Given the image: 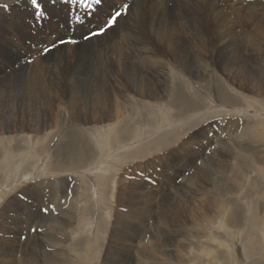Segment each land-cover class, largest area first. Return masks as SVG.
Returning <instances> with one entry per match:
<instances>
[{
	"label": "rangeland",
	"instance_id": "obj_1",
	"mask_svg": "<svg viewBox=\"0 0 264 264\" xmlns=\"http://www.w3.org/2000/svg\"><path fill=\"white\" fill-rule=\"evenodd\" d=\"M38 2L41 16L0 0V264H264V26H227L220 43L186 34L181 65L164 43L141 50V14L105 27L113 10L101 4L87 24L80 0ZM109 28L126 34L108 40ZM27 37H42L39 50ZM228 58L244 71L225 69Z\"/></svg>",
	"mask_w": 264,
	"mask_h": 264
},
{
	"label": "bare ground",
	"instance_id": "obj_2",
	"mask_svg": "<svg viewBox=\"0 0 264 264\" xmlns=\"http://www.w3.org/2000/svg\"><path fill=\"white\" fill-rule=\"evenodd\" d=\"M29 1V0H28ZM49 1V0H48ZM135 1V0H134ZM134 1L132 2H129L126 1L122 4H120V0H102V3L101 5L103 7H108V9H112L113 11L115 10H119V9H123L125 4L128 5L127 9L122 13V15L120 17L117 18L116 22L119 23V24H136V17H138L139 14L142 15V22L140 21L139 17L137 19V21H139L138 24H140L137 28H136V31H135V34L136 35V38H137V43L141 44L140 45V48L141 50L143 51H147V43H155V44H162L164 43V45H166L167 47V50L169 51V53H171L172 56L175 57V60L181 64V65H184L185 64V58L181 57V53H180V48L181 47H184L183 45L184 44H187L186 43V34L188 35V37H191L192 41L194 42V45L196 44H199L200 42V39L201 37H205L206 34L209 33V35H211L213 32L216 34L217 38L215 39L216 41H224V37L226 36L227 34V31L228 30H225L227 28V26H234V25H243L245 24L244 22L245 21H250V20H253L255 21L256 23H258V25H262L264 26V0H224V3L229 5L231 8H227V7H224L223 4L219 1V0H154V1H147L145 2L144 0H140L141 3H134ZM41 2V1H40ZM71 2V0H70ZM123 2V1H122ZM130 3L132 4L131 7L129 6ZM89 4L91 5H96L95 3H93V0H90L89 1ZM22 5V4H21ZM24 5V4H23ZM44 5V4H43ZM73 6V5H72ZM93 6V7H94ZM99 6V5H97ZM101 6V7H102ZM228 6V7H229ZM20 7V6H19ZM102 7V8H103ZM117 7H119V9H117ZM18 8V7H17ZM16 8V9H17ZM25 8V7H24ZM69 9V7H67ZM81 8V7H80ZM100 8V9H102ZM19 9V8H18ZM20 9H23V8H20ZM41 9V8H40ZM74 9V8H73ZM106 9V10H108ZM233 9V12L231 10ZM24 10V9H23ZM22 10V11H23ZM34 10V9H33ZM43 10V9H42ZM91 7H88V13H87V16L84 15L83 18H82V22H85V23H89L90 19H89V16L91 14ZM98 10V9H97ZM105 10V9H104ZM11 11H15V10H11ZM10 11V12H11ZM45 11V9H44ZM61 11V10H59ZM83 11V10H82ZM111 11V10H110ZM9 12V11H8ZM21 12V11H20ZM25 12V11H24ZM27 12V11H26ZM95 12V11H94ZM107 12V11H106ZM22 13V12H21ZM47 13V11H45V14ZM61 13H64V12H61ZM27 13H25L26 15ZM59 13L58 12H54V10H52L50 12V17L51 19L53 20V22H55V27L59 30V29H62L61 26L57 25V21L56 18H57V15ZM80 14V13H79ZM7 15H11V14H7ZM24 15V13L22 14ZM24 15V16H25ZM29 15V14H28ZM48 15V14H47ZM60 15V14H59ZM97 16V14H94ZM250 15V16H249ZM16 16V15H15ZM27 16V15H26ZM95 16V17H96ZM249 16V17H248ZM11 17V16H10ZM17 17V16H16ZM20 17V16H18ZM34 17V16H33ZM98 17V16H97ZM100 17V16H99ZM12 18V17H11ZM30 18H32V16H30ZM47 18V17H46ZM49 18V17H48ZM91 18V17H90ZM103 18V17H101ZM13 19V18H12ZM18 19V18H17ZM23 18H21L22 20ZM26 19V18H24ZM43 19V18H42ZM45 19V18H44ZM93 19V18H92ZM100 19V18H99ZM16 19H14L15 21ZM20 20V19H19ZM31 20V19H30ZM101 20V19H100ZM103 20V19H102ZM17 21V20H16ZM40 21V20H39ZM48 21V20H47ZM68 21V20H67ZM107 21V20H106ZM24 22V21H23ZM37 22V21H36ZM52 22V23H53ZM61 24H66V21L65 19L63 21H59ZM102 22V21H101ZM104 22V20H103ZM121 22V23H120ZM251 22V21H250ZM254 22V23H255ZM2 23V22H1ZM10 23V21H9ZM22 22H20V25H21ZM28 23V22H27ZM75 23V22H74ZM78 23V22H77ZM94 23V22H93ZM96 23V22H95ZM178 23V25L176 26L175 24ZM24 24V23H23ZM119 24L118 26L115 25V27H117V30L119 29ZM34 25V24H33ZM32 25V26H33ZM38 25V24H37ZM35 26V27H38V26ZM11 25H9L8 27H10ZM23 26V25H21ZM28 26V25H27ZM68 26V25H67ZM149 26V27H148ZM254 26V25H253ZM256 26V25H255ZM66 27V26H65ZM69 27V26H68ZM89 27V25H88ZM113 27V26H112ZM132 27V26H130ZM248 27V26H247ZM28 28V27H27ZM45 28V27H43ZM42 28V29H43ZM233 28V27H232ZM231 28V29H232ZM262 28V27H261ZM3 29V28H2ZM12 29H14L12 27ZM16 29V28H15ZM14 29V30H15ZM33 29V28H31ZM48 29V28H47ZM70 29V28H69ZM111 29V32L110 30L106 31L108 33V40H112L113 41V37H116V38H119L118 35L123 36L124 34H126V30L124 29H120L119 30V33L117 31V33L114 35H112V33L114 34L115 33V30H112V28H109ZM114 29V28H113ZM254 29V28H253ZM6 30V29H5ZM68 30V29H67ZM80 27L79 26H73L71 27V30L70 32L72 31L74 33V36L71 37V38H83V36L80 34ZM84 30V29H83ZM237 30V29H236ZM245 30V29H244ZM249 30V29H248ZM251 30V29H250ZM11 31V30H10ZM16 31V30H15ZM14 31V32H15ZM35 31V30H34ZM46 31V30H45ZM232 31V30H231ZM242 31V30H241ZM258 31V30H257ZM1 32V31H0ZM9 32V31H8ZM24 32V31H23ZM32 32V31H31ZM41 32V31H40ZM67 32V31H66ZM247 32V31H246ZM253 32V31H252ZM4 33V32H3ZM6 33V32H5ZM11 33V32H10ZM13 33V32H12ZM20 33V32H19ZM43 33V32H42ZM50 33V32H49ZM104 33V32H103ZM231 33V32H229ZM17 34V32L15 33ZM23 34V33H22ZM38 33H36L37 35ZM45 34V33H43ZM42 34V35H43ZM52 34V33H51ZM64 34V33H63ZM61 34V35H63ZM129 34V33H127ZM251 34V33H250ZM1 35V34H0ZM10 35V34H9ZM21 35V34H20ZM28 35V34H26ZM40 35V34H39ZM40 35V36H42ZM69 35V34H68ZM107 35V34H106ZM3 36V35H2ZM7 36V35H6ZM5 36V37H6ZM14 36V35H13ZM25 36V35H24ZM44 36V35H43ZM49 36V35H47ZM66 36V35H65ZM214 36V35H213ZM232 36V35H231ZM235 36V35H234ZM263 36V35H262ZM26 37V36H25ZM33 37V36H32ZM39 37V36H38ZM52 37V36H51ZM85 37V36H84ZM125 37V36H124ZM264 37V36H263ZM4 38V36H3ZM23 38V36L21 37ZM36 40H37V37H34ZM41 39L38 40V41H30L29 37H27V39L29 40V47L26 48V49H29L31 50L32 52H35L36 51V47L37 45H39L41 43V41L43 40L42 37H40ZM68 38V37H67ZM88 38V37H87ZM134 37H132L133 39ZM135 38V39H136ZM247 38V36H246ZM1 39V38H0ZM6 39V38H5ZM8 39V38H7ZM13 39V37H12ZM16 39V38H15ZM14 39V40H15ZM19 40H21L19 37H18ZM85 39V38H84ZM94 39H104V36H96L94 37ZM127 39V38H126ZM134 39V40H135ZM245 39V38H244ZM9 40V39H8ZM17 40V39H16ZM15 40V41H16ZM27 40V42H28ZM47 40V39H46ZM90 40V39H89ZM92 40V38H91ZM232 40V39H231ZM12 41V40H11ZM115 41V40H114ZM118 41V40H117ZM122 41V40H121ZM120 41V42H121ZM125 41V40H124ZM129 40H127L128 42ZM228 41V40H227ZM230 41V40H229ZM228 41V42H229ZM44 42V41H43ZM42 42V43H43ZM48 42H50V40H48ZM47 42V43H48ZM99 42V41H98ZM134 42V41H133ZM132 42V43H133ZM235 42V41H234ZM233 42V43H234ZM7 43V42H6ZM17 43V42H16ZM23 43V41H22ZM93 43V42H92ZM101 43V42H100ZM129 43V42H128ZM172 43H179V45H169V44H172ZM220 43V42H219ZM232 43V44H233ZM19 44V43H18ZM24 44V43H23ZM44 44V43H43ZM50 44V43H48ZM76 44V43H75ZM96 44V43H94ZM193 44V43H192ZM201 44V43H200ZM223 44V43H222ZM11 45V44H10ZM17 45V44H16ZM26 45V44H25ZM93 45V44H92ZM21 46V45H20ZM23 46V45H22ZM41 46V45H39ZM43 46H46L45 44ZM71 46V45H70ZM103 46V45H102ZM101 46V47H102ZM125 46V44H124ZM123 46V47H124ZM137 46V45H136ZM161 45H159L160 47ZM207 46V45H205ZM245 46V45H244ZM10 47V46H9ZM8 47V48H9ZM16 47V46H15ZM27 47V46H26ZM75 47V46H74ZM97 47V46H96ZM159 47H156L159 48ZM196 47L199 48V45H197ZM228 47V46H227ZM233 47V46H232ZM23 48V47H22ZM25 48V47H24ZM117 48V46H116ZM127 48V47H126ZM130 48V47H129ZM161 48V47H160ZM229 48V47H228ZM45 49V47H44ZM66 49V48H65ZM121 49V48H120ZM155 49V48H154ZM183 49V48H182ZM193 49V47H192ZM14 50V49H13ZM26 51V52H30V51ZM39 50V49H37ZM56 50V49H55ZM94 50V49H93ZM99 50V49H98ZM127 50V49H126ZM151 50V49H149ZM235 50V49H234ZM239 50V49H238ZM12 51V50H11ZM15 51V50H14ZM97 51V50H96ZM19 52V51H18ZM17 52V53H18ZM23 53L24 54H26ZM103 52V51H102ZM106 52V51H105ZM128 52V51H127ZM132 52V51H131ZM140 52V51H138ZM197 51H195L193 53L192 51V55H197L196 53ZM11 53V52H10ZM107 53V52H106ZM152 53V52H151ZM228 53V52H227ZM1 54V53H0ZM20 54H22L20 52ZM31 54V53H29ZM28 54V55H29ZM79 54V53H78ZM100 54V53H99ZM98 54V55H99ZM127 54V53H126ZM145 54V53H144ZM165 54V53H164ZM235 54H238L237 52ZM234 53L232 54L231 52V55H235ZM95 55V54H94ZM104 55V54H103ZM225 55V53H224ZM244 55V54H243ZM25 56V55H24ZM81 56V54H80ZM107 56V55H106ZM130 56V55H129ZM18 57V56H17ZM144 57V56H143ZM190 57V56H189ZM197 57V56H196ZM141 58V57H140ZM153 58V57H152ZM156 58V57H155ZM158 58V57H157ZM160 58V57H159ZM193 58V57H192ZM226 58V57H225ZM239 58V57H238ZM22 59V57H21ZM32 59V58H31ZM34 59V57H33ZM84 59V58H83ZM86 59V58H85ZM143 59V58H142ZM146 59V58H145ZM174 59V58H173ZM213 59V58H212ZM29 61H31L30 59H28ZM49 60V59H48ZM64 60V59H63ZM141 60V59H139ZM144 60V59H143ZM188 60V59H187ZM238 60V59H237ZM7 61V60H6ZM24 61V60H23ZM156 61V60H154ZM200 61V60H199ZM224 61V60H223ZM5 62V61H4ZM25 62V61H24ZM42 62V61H40ZM39 62V63H40ZM162 62V61H161ZM13 63V62H12ZM18 63V62H17ZM163 63V62H162ZM193 63V62H192ZM202 63V62H201ZM19 64V63H18ZM24 64V63H23ZM156 64V63H155ZM43 65V64H42ZM162 65V64H161ZM245 65V64H244ZM243 65V62L242 60L241 61H238V62H234L232 61L230 58H228V61L225 60L224 63H223V67L226 69V68H232V67H240L242 69L238 70V71H244V68H246L245 66ZM22 66V64H21ZM193 66V65H192ZM12 67V66H11ZM42 67V66H41ZM155 67V66H154ZM48 68V67H47ZM76 68V67H75ZM43 69V68H42ZM46 69V68H44ZM160 69V68H159ZM185 69V68H184ZM237 69V68H236ZM41 70V69H40ZM59 70V69H58ZM154 70V69H153ZM229 70V69H228ZM247 70V69H246ZM62 71V70H61ZM161 71V70H159ZM213 71V70H212ZM230 71V70H229ZM12 72V71H11ZM40 72V71H39ZM43 72V71H41ZM193 72V71H192ZM246 72V71H245ZM47 73V72H46ZM62 73V72H61ZM75 73V72H74ZM154 72H152L153 74ZM158 73V72H157ZM198 73V72H196ZM225 73V72H224ZM33 74H34V77H37L38 75V69L35 70L33 69ZM165 74V73H164ZM189 74V73H188ZM192 74V73H191ZM241 74V73H240ZM47 75V74H45ZM78 75V74H77ZM80 75V74H79ZM249 75V73H248ZM52 76V75H51ZM60 76V75H58ZM71 76V75H70ZM106 76V75H105ZM114 76V75H113ZM159 76V74H158ZM187 76V75H186ZM196 76V75H195ZM82 77V76H81ZM180 77V76H179ZM242 77H243V74H242ZM252 77V76H251ZM178 78V77H177ZM176 78V80H177ZM256 78V77H255ZM78 79V78H77ZM118 79V78H117ZM157 79V78H156ZM74 80V79H73ZM158 80V79H157ZM181 80V78H180ZM185 80V79H184ZM240 80V79H239ZM261 80V78H260ZM65 81V80H64ZM145 81V80H144ZM258 81V80H257ZM63 82V81H62ZM143 82V81H142ZM172 82V81H171ZM176 82V81H175ZM29 83V82H28ZM27 83V84H28ZM59 83V82H58ZM165 83V81H164ZM187 83V82H186ZM241 83V82H240ZM254 83V82H253ZM259 83V82H258ZM56 84V83H55ZM142 84V83H141ZM150 84V82L148 83ZM177 83H174L172 86H169V87H173V86H176ZM202 85V83H201ZM257 85V84H256ZM254 84V86H256ZM125 86V85H124ZM136 86V85H135ZM144 86V85H142ZM150 86V85H148ZM190 86V85H189ZM252 86V85H251ZM29 87V86H28ZM38 87V86H37ZM152 87V86H151ZM195 87V86H194ZM262 87V86H260ZM166 88V86H165ZM181 88V87H180ZM264 88V87H263ZM5 89V88H4ZM150 89V88H149ZM159 89V87H158ZM121 90V89H120ZM126 90V89H124ZM123 90V91H124ZM175 90V89H174ZM38 91V90H37ZM49 91V90H48ZM151 91V90H150ZM164 91V90H163ZM173 91V90H172ZM35 92V91H34ZM39 92V91H38ZM129 92V91H128ZM131 92V91H130ZM129 92V94H130ZM152 92V91H151ZM106 93V92H105ZM104 93V94H105ZM123 93V92H121ZM127 93V92H126ZM136 93V92H135ZM139 93V92H138ZM154 93V92H153ZM152 93V94H153ZM161 93V92H160ZM174 93V92H173ZM115 94V93H114ZM125 94V93H123ZM132 94V93H131ZM166 94V93H165ZM192 94V93H191ZM223 94V93H222ZM58 95V93H57ZM106 95V94H105ZM121 95V94H120ZM138 95V94H137ZM101 96V95H100ZM104 96V95H103ZM113 96V95H112ZM123 96V95H122ZM121 96V97H122ZM139 96V95H138ZM144 96V95H143ZM163 96V94H162ZM171 96V95H170ZM191 96V95H190ZM25 97V96H23ZM192 97V96H191ZM116 98V97H114ZM125 98V97H124ZM128 98V97H127ZM153 98V97H152ZM151 98V99H152ZM155 98V97H154ZM153 98V100H154ZM161 98V97H160ZM164 98V96H163ZM91 99V98H89ZM156 99V98H155ZM170 99V98H169ZM193 99V98H192ZM196 99V98H195ZM119 100V99H118ZM121 100V99H120ZM176 100V99H175ZM116 101V100H115ZM132 101V100H131ZM163 101V100H162ZM92 102V101H91ZM122 102V101H121ZM54 103V102H53ZM119 103V102H118ZM100 104V103H98ZM102 104V103H101ZM11 106V105H10ZM43 106V105H42ZM52 106V105H51ZM94 108V107H93ZM100 109V108H98ZM97 109V111H98ZM109 110V108H108ZM83 111V110H82ZM50 112V111H48ZM77 113V111H75ZM80 112V111H79ZM102 112V111H101ZM100 112V113H101ZM105 112V111H104ZM2 113V112H1ZM47 113V112H46ZM51 113V112H50ZM65 113V112H64ZM81 113V112H80ZM99 113V111H98ZM29 114V113H28ZM31 114V113H30ZM72 114V113H70ZM84 114L86 113H83V116ZM35 115V114H34ZM49 115V114H48ZM79 115V114H78ZM82 115V114H81ZM90 115H93V114H90ZM25 116V115H24ZM44 116V115H43ZM56 116V114H55ZM89 116V115H88ZM112 116V115H111ZM28 117V116H27ZM47 117V116H46ZM79 117V116H78ZM103 117V116H102ZM113 117V116H112ZM41 118V117H39ZM48 118V117H47ZM56 118V117H55ZM62 118V117H61ZM68 118V117H67ZM70 118V117H69ZM72 118V117H71ZM93 118V116H92ZM100 118V117H99ZM105 118V116H104ZM114 118V117H113ZM94 119H96L94 117ZM109 119V118H108ZM129 119V117H128ZM27 120V119H26ZM64 120V119H63ZM66 120V118H65ZM72 120V119H71ZM113 120V119H111ZM53 121V120H52ZM62 121V120H61ZM89 121H91L89 119ZM79 125V124H78ZM4 126V125H3ZM102 133V132H101ZM102 136V135H100ZM120 136V134H119ZM114 138V137H113ZM105 140V138H104ZM114 142V141H113ZM106 143V142H105ZM178 150V149H177ZM184 152V151H183ZM252 159V158H251ZM159 167V166H158ZM150 171V170H149ZM243 172V171H241ZM243 178V177H242ZM241 178V179H242ZM122 181V180H121ZM61 184V183H60ZM236 184V183H235ZM55 186V185H54ZM160 186V185H159ZM128 187V186H127ZM217 187V186H216ZM53 188V187H52ZM61 188V186H60ZM125 188V187H124ZM126 190V189H125ZM155 191V190H154ZM132 192V191H131ZM135 192V191H134ZM32 193V192H31ZM34 193V192H33ZM133 193V192H132ZM121 194V193H120ZM135 194V193H133ZM130 195V194H129ZM128 195V197H129ZM143 195V194H142ZM123 196V195H122ZM157 196V195H156ZM120 197V196H119ZM127 197V198H128ZM21 198V197H20ZM121 198V197H120ZM149 198V197H148ZM147 198V200H148ZM125 199V198H124ZM23 200V199H22ZM120 201V200H119ZM123 201V200H122ZM134 201V200H133ZM128 202H129V199H128ZM149 202V201H148ZM122 203V202H121ZM133 203V202H132ZM13 204V203H12ZM11 205V204H10ZM9 205V207H10ZM27 205V204H26ZM133 205V204H131ZM145 205V204H144ZM143 205V206H144ZM152 205V204H151ZM182 205V204H181ZM12 206V205H11ZM135 206V205H134ZM166 206V205H165ZM137 207V206H136ZM169 207V206H167ZM149 208V206H148ZM174 208V207H173ZM123 209V207H122ZM125 209H126V206H125ZM172 209V208H171ZM119 210V209H118ZM134 210V208H133ZM132 210V211H133ZM45 211V210H44ZM146 211V210H145ZM184 211V210H183ZM160 212V211H159ZM119 213V212H118ZM134 213V212H133ZM140 213V212H139ZM151 213V212H150ZM141 214V213H140ZM143 214V213H142ZM141 214L142 217H144L143 215ZM147 214V213H146ZM163 214V212H162ZM161 214V215H162ZM3 215V214H2ZM5 215V214H4ZM46 215V214H45ZM148 215V214H147ZM173 215V214H171ZM136 216V215H135ZM139 217V216H137ZM161 217V216H160ZM164 217V216H163ZM19 218V217H18ZM64 218V217H63ZM12 219V218H11ZM163 219V218H162ZM5 220V219H4ZM65 220V218H64ZM138 220V219H137ZM141 221V220H140ZM197 221V220H196ZM237 221V220H236ZM1 222V221H0ZM119 222V221H118ZM117 222V223H118ZM12 223V222H11ZM57 223V222H56ZM59 223V222H58ZM196 223V222H195ZM1 224V223H0ZM119 224V223H118ZM122 224V223H121ZM129 224V223H128ZM226 228L228 226L230 227H236V222L234 220V215L233 217L231 216L229 219H227L226 223H224ZM141 225V224H140ZM22 226V225H21ZM143 226V225H142ZM182 226V224H181ZM26 227V226H25ZM129 227V226H128ZM176 227V226H175ZM179 227V226H178ZM116 228V227H115ZM122 228V226H121ZM180 228V227H179ZM183 228V226H182ZM119 229V227H118ZM131 229V228H130ZM4 230V229H3ZM13 230V229H12ZM132 230V229H131ZM121 231V230H120ZM128 231V230H127ZM140 231V230H139ZM160 231V230H159ZM180 231V230H179ZM116 232H118L116 230ZM124 232V231H123ZM178 232V231H177ZM10 233V232H9ZM126 233V232H125ZM137 233V232H136ZM139 233V232H138ZM143 233V232H142ZM180 233V232H179ZM183 233V232H182ZM231 233V232H230ZM1 234V233H0ZM135 234V233H134ZM18 235V234H17ZM113 235V234H112ZM181 235V234H180ZM184 235V234H183ZM115 236V235H114ZM123 236V235H122ZM156 236V235H154ZM221 236V235H220ZM58 237V236H57ZM116 237V236H115ZM121 237V236H119ZM124 239H126L124 236H123ZM122 238V239H123ZM137 238V237H136ZM164 238V237H163ZM117 239V238H116ZM128 239V238H127ZM126 239V240H127ZM112 240V239H111ZM125 240V241H126ZM131 239H129V242H130ZM154 240V239H153ZM66 241V240H65ZM124 241V240H122ZM128 241V240H127ZM164 241V240H163ZM13 242V241H12ZM61 242V241H60ZM64 242V241H63ZM83 242V241H82ZM80 242V243H82ZM156 242V241H154ZM75 243V242H74ZM131 243V242H130ZM162 243V242H161ZM130 245V244H128ZM154 245V244H153ZM152 245V247H153ZM82 246V245H81ZM119 246V245H118ZM125 246V245H124ZM156 246V245H154ZM63 247V246H62ZM84 247V246H83ZM159 247V246H158ZM179 247V246H178ZM181 247V246H180ZM70 248H74L73 246L70 247ZM92 248V247H91ZM127 248V247H126ZM129 248V247H128ZM149 248V247H148ZM151 248V246H150ZM155 248V247H153ZM84 249H88V247H84ZM4 250V249H3ZM127 250V249H126ZM150 250V249H149ZM5 251V250H4ZM162 251V250H161ZM171 251V250H170ZM2 252V250H1ZM8 252V251H7ZM63 253V252H62ZM155 253V252H154ZM168 253V252H167ZM154 255V254H153ZM156 255V254H155ZM166 255V254H165ZM164 255V256H165ZM234 255V254H233ZM179 256V255H178ZM172 256H170L171 258ZM181 257V256H180ZM179 257V258H180ZM152 258V257H150ZM149 258V259H150ZM167 258V257H166ZM175 258V257H174ZM237 258V257H236ZM84 260V259H83ZM152 260V259H151ZM176 260V259H175ZM178 260V259H177ZM183 260V259H182ZM237 260V259H236ZM65 261L64 260H57L55 262H51L49 264H63ZM84 262V261H83ZM115 262V261H114ZM75 264V263H74ZM79 264V263H78ZM108 264V263H107ZM240 264V263H239Z\"/></svg>",
	"mask_w": 264,
	"mask_h": 264
},
{
	"label": "snow or ice",
	"instance_id": "obj_3",
	"mask_svg": "<svg viewBox=\"0 0 264 264\" xmlns=\"http://www.w3.org/2000/svg\"><path fill=\"white\" fill-rule=\"evenodd\" d=\"M52 2L55 3L56 0H52ZM73 2L75 3L76 0H73ZM29 3H30V5H31L34 9L37 10V11L35 12V15H36V16H41V15L44 14L43 12L39 11L41 5H40V3L38 2V0H29ZM80 3H81V5L84 6V7H91V6H92L91 4L88 3V0H80ZM93 3H95L96 5H99V4L102 3V0H93ZM9 7H10V5L7 4V3L0 4V8H2V9H4V10H8ZM127 7H128V5L125 4V6H124L123 9L113 11V13L110 15V17H109V19H108V22H107V24L105 25V27H111V26L113 25V23L116 22L117 18L120 17V16L122 15V13L127 9ZM103 31H104V28L102 27V28H100V29L98 30V32H96V33H92V35H98L100 32H103ZM64 42H65V41H61V43H64ZM52 47H55V45H52ZM49 51H50V49L47 48V47L44 49V52H45V53H47V52H49ZM45 211H47V209H45ZM34 230H35V229H34Z\"/></svg>",
	"mask_w": 264,
	"mask_h": 264
}]
</instances>
